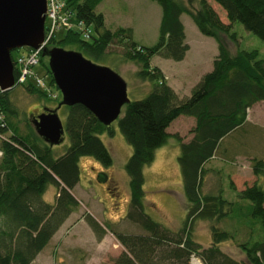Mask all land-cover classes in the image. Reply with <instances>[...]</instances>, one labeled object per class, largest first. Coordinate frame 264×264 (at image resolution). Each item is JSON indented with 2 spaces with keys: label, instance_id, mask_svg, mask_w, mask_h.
Returning a JSON list of instances; mask_svg holds the SVG:
<instances>
[{
  "label": "trees",
  "instance_id": "1",
  "mask_svg": "<svg viewBox=\"0 0 264 264\" xmlns=\"http://www.w3.org/2000/svg\"><path fill=\"white\" fill-rule=\"evenodd\" d=\"M102 1L65 0L75 19L84 21L92 31L86 36L76 27H64L63 37L57 40L52 36L46 47L64 46L98 63L106 59L107 48L116 41L126 47L123 56L139 65L137 76L153 82L152 90L126 104L117 119L133 149L125 165L130 186L125 218L144 232H117L110 224H102L90 214L86 216L98 240L110 230L124 247L112 264H191L192 254L200 257L201 264H246L222 251L220 244L227 240L238 243L250 264H264V184L256 181L246 185L237 192L235 201L224 198L222 191L202 192L207 162L216 157L221 145L225 149L227 138L247 132V110L264 101V58L257 49L231 53L220 34L239 43L234 30V23L238 22L264 41V0H154L162 8V17L158 41L149 46L135 40L132 27L107 28L105 16L97 11ZM211 1L225 11L227 22ZM183 14L192 18L202 34L217 40L219 51L212 70L200 78L190 95L179 98L166 83L162 69L153 66L152 58H184L189 46L185 42ZM26 52L27 48L21 55ZM11 57L15 63L12 53ZM43 57L41 52L40 63ZM43 64L51 74L49 84L56 86L48 62ZM24 87L40 97L46 96V91L32 81ZM10 90L0 89V107L5 115L0 123V264H32L80 204L72 192L80 180V158L90 156L104 166L113 164L112 154L101 138L104 132L112 135L113 129L83 104L63 105L70 144L62 155H55L53 146L31 122L25 134L16 125L13 133L7 134L12 127L11 117L17 114L8 95ZM181 115L195 118L196 124L189 141L177 136L188 210L182 226L173 230L145 210L144 168L153 162L155 150L165 145L171 136L168 128ZM251 167L256 176L264 178L262 157H253ZM49 185L58 188L53 204L43 198ZM228 218L247 230L244 241L236 230L228 231L220 225ZM196 219L214 220L208 247L192 236Z\"/></svg>",
  "mask_w": 264,
  "mask_h": 264
},
{
  "label": "rangeland",
  "instance_id": "2",
  "mask_svg": "<svg viewBox=\"0 0 264 264\" xmlns=\"http://www.w3.org/2000/svg\"><path fill=\"white\" fill-rule=\"evenodd\" d=\"M211 3L221 19L227 22L225 11L217 3L213 1ZM97 11L105 16L107 28L132 27L134 38L141 45L149 46L158 41L162 8L154 0H103ZM70 12L72 19L78 22L73 11ZM181 20L184 24L185 42L189 46L184 58L176 61L155 55L152 64L162 69L166 83L174 89L179 98H184L191 94L192 88L200 78L212 70L219 49L217 40L202 34L189 15L183 14ZM46 22L48 23V20ZM87 27L84 26L85 29ZM88 29L92 31V27ZM65 30L64 27L55 30L57 40L63 37ZM234 30L238 33L239 43H234L226 35L220 34V39L231 53L238 49H257L260 57L264 58L263 40L247 31L241 23H234ZM125 49L122 43L116 41L111 43L106 51V59L98 64L111 67L125 79L130 100L141 99L152 90L153 82L137 76L140 67L136 62L123 56ZM25 50L26 47H22L14 49L11 53L17 59ZM43 58V62H39L36 70L41 77H45L48 84L44 89L46 96L40 97L28 91L24 87L26 83H19L21 85H16L10 90L8 95L17 114L11 117L12 127L8 135L13 133L14 125L25 134L29 131L28 123H32L34 116L45 111L46 107L55 108L62 100L57 85L49 84L51 74L43 64L49 62V58L45 56ZM58 112L65 125L66 109L62 107ZM247 120L248 123L244 125L247 132L245 131V134L237 132L239 136L235 134L232 138H227L225 149L223 150L224 146L221 145L216 157L207 162L202 192L222 191L224 198L235 201L237 192L246 185L256 181L264 184V178L256 176L251 167L253 157L264 159V101L257 102L247 110ZM195 124L196 120L191 116L183 115L174 120L168 129L171 136L165 145L155 150L153 162L144 168L145 210L153 219L173 230L182 226L188 210L178 161L180 155L178 137L182 141H189L193 137L191 129ZM111 126L113 134L104 132L101 138L112 154L113 164L104 166L90 156L80 158V180L72 190L80 204L32 264H112L124 247L110 230L98 240L87 222L88 214L102 224H110L117 232H144L138 225L125 218L130 201L129 176L125 165L133 149L119 129L118 121L115 120ZM63 138L60 144L51 145L55 155H62L70 144L65 127ZM1 158L0 154V160ZM105 175L107 181L103 182ZM57 193L58 188L49 185L43 198L53 204ZM226 220L220 221V225L226 226L228 229H225L228 231L236 230L241 241H244L247 230L242 226L238 227L240 222L236 220L231 218ZM212 223L214 220L196 219L193 224L192 236L203 247H208L212 243L210 229ZM220 248L233 258L250 264L236 241H223ZM201 262L197 254H192L191 264Z\"/></svg>",
  "mask_w": 264,
  "mask_h": 264
},
{
  "label": "water",
  "instance_id": "3",
  "mask_svg": "<svg viewBox=\"0 0 264 264\" xmlns=\"http://www.w3.org/2000/svg\"><path fill=\"white\" fill-rule=\"evenodd\" d=\"M47 0H0V89L15 86L11 52L22 47L38 49L45 40ZM62 100L55 108L34 116L36 132L50 145L63 141L64 124L59 116L63 105L83 104L105 125L117 120L131 100L125 79L107 65L83 53L55 46L43 48ZM107 181V176L102 179Z\"/></svg>",
  "mask_w": 264,
  "mask_h": 264
},
{
  "label": "built area",
  "instance_id": "4",
  "mask_svg": "<svg viewBox=\"0 0 264 264\" xmlns=\"http://www.w3.org/2000/svg\"><path fill=\"white\" fill-rule=\"evenodd\" d=\"M46 22L45 25V40L38 49L27 47L25 55H20L15 62V69L17 71L16 82L28 83L32 81L36 83L38 87L45 89L48 84L46 83L45 77H41L36 70L37 65L40 62V53L45 48L54 35L55 30L61 27H76L85 32L86 36H89L90 30L85 29L84 21H78L72 19V12L66 8L65 0H47V11H46ZM72 20V21H70ZM80 23V24H79ZM82 25V26H79ZM82 27V28H81ZM33 79L35 81H33ZM5 115L0 107V123L4 121ZM2 155V151L0 150Z\"/></svg>",
  "mask_w": 264,
  "mask_h": 264
},
{
  "label": "crops",
  "instance_id": "5",
  "mask_svg": "<svg viewBox=\"0 0 264 264\" xmlns=\"http://www.w3.org/2000/svg\"><path fill=\"white\" fill-rule=\"evenodd\" d=\"M153 58H154V57H153ZM153 58H152V60H153ZM182 116H183V115H181V116H179V117H182ZM188 117H189V116H188ZM176 119H177V118H176ZM176 119H175V120H176ZM173 122H174V121H173ZM173 122H172V123H173ZM168 129H169V128H168ZM168 131H169V130H168ZM74 188H75V187H74ZM72 214H73V212H72L71 215L66 219V221H68V219L72 216ZM66 221L64 222V224L66 223ZM64 224H63V225H64ZM63 225H62V226H63ZM62 226H61V227H62ZM61 227H60V228H61Z\"/></svg>",
  "mask_w": 264,
  "mask_h": 264
},
{
  "label": "bare ground",
  "instance_id": "6",
  "mask_svg": "<svg viewBox=\"0 0 264 264\" xmlns=\"http://www.w3.org/2000/svg\"><path fill=\"white\" fill-rule=\"evenodd\" d=\"M16 85L18 86V85H21V84H18L17 82H15V86H16ZM15 86H14V87H15ZM11 89H12V88H11ZM1 90H2V89H1ZM9 90H10V89H9ZM2 91H3V90H2Z\"/></svg>",
  "mask_w": 264,
  "mask_h": 264
},
{
  "label": "flooded vegetation",
  "instance_id": "7",
  "mask_svg": "<svg viewBox=\"0 0 264 264\" xmlns=\"http://www.w3.org/2000/svg\"><path fill=\"white\" fill-rule=\"evenodd\" d=\"M38 115V114H37Z\"/></svg>",
  "mask_w": 264,
  "mask_h": 264
}]
</instances>
